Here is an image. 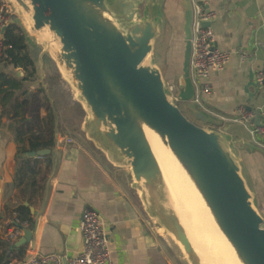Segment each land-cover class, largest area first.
Masks as SVG:
<instances>
[{
  "label": "water",
  "instance_id": "1",
  "mask_svg": "<svg viewBox=\"0 0 264 264\" xmlns=\"http://www.w3.org/2000/svg\"><path fill=\"white\" fill-rule=\"evenodd\" d=\"M13 1L26 14L30 32L43 34L48 47L54 41L58 44L56 61L70 77L89 114L84 124L89 138L113 165L131 169L147 214L170 231L188 260L215 264L199 258L172 210L146 130L172 154L199 195L233 252V264H264V218L227 137L207 129L208 119L196 109L194 117L203 126L189 120L170 100L163 75L153 64L161 24L156 17L157 0ZM180 1L185 49L178 99L188 103L194 96L190 72L192 12L189 0ZM263 86L264 80L258 83L256 76H251L245 90L251 96L250 89L256 93ZM254 124L261 125L259 111ZM244 149L264 155V150L253 144ZM50 154L51 150H41L27 156ZM24 206L36 215L27 202ZM24 235L25 242H30L33 233L25 230Z\"/></svg>",
  "mask_w": 264,
  "mask_h": 264
},
{
  "label": "crops",
  "instance_id": "2",
  "mask_svg": "<svg viewBox=\"0 0 264 264\" xmlns=\"http://www.w3.org/2000/svg\"><path fill=\"white\" fill-rule=\"evenodd\" d=\"M208 10L216 15L210 26L218 47L233 55L223 71L211 75V94L204 96L203 107L196 111L206 116L207 127L227 137L252 183L264 188V155L244 149L253 140L237 121L242 107H251L254 119L257 111L261 122L264 119V86L256 93L250 89L251 96L245 90L251 76L264 72V0H209ZM183 15L180 0H157L156 17L161 24L154 55L159 61V43L168 78L176 76L182 66ZM59 130L49 155L52 165L45 192L29 199L15 186L17 164L22 159L16 134L9 120H0V264H24L31 252L75 255L83 244L80 223L87 208L101 218L114 264H175L164 253L161 235H157L140 195L131 191L134 186L128 189L117 178V168L121 167L113 165L89 137L76 140ZM66 138L72 141L65 144ZM21 207L29 210L32 222L10 244L9 231L20 226V214L26 216ZM25 230L33 233L30 242H25Z\"/></svg>",
  "mask_w": 264,
  "mask_h": 264
},
{
  "label": "built area",
  "instance_id": "3",
  "mask_svg": "<svg viewBox=\"0 0 264 264\" xmlns=\"http://www.w3.org/2000/svg\"><path fill=\"white\" fill-rule=\"evenodd\" d=\"M209 0H189L192 12V37L190 72L194 86L192 103L196 107H203L205 95L211 94L209 84L213 73H219L228 65L233 53L221 50L216 42L215 33L210 23L216 18L214 12L208 10ZM7 9L0 5V59L5 58V32L9 24ZM244 58V55H241ZM257 82L262 83L264 72H258ZM168 95L171 101L178 104V89L170 87ZM241 118L237 121L247 129L254 146L264 150V119L260 126L254 124V115L243 107L239 110ZM262 120V119H261ZM71 138L65 139V144L71 142ZM18 228H12L8 233V241L12 244L28 228V223H20ZM80 230L83 238L81 250L75 255L67 254H42L31 252L24 260V264H114L111 257L109 239L104 231L101 218L92 209H85L82 214ZM9 257L12 253L9 251ZM7 264H13L12 261Z\"/></svg>",
  "mask_w": 264,
  "mask_h": 264
},
{
  "label": "rangeland",
  "instance_id": "4",
  "mask_svg": "<svg viewBox=\"0 0 264 264\" xmlns=\"http://www.w3.org/2000/svg\"><path fill=\"white\" fill-rule=\"evenodd\" d=\"M0 5H4L6 7L9 21L11 23H16L22 29V31H24L29 53L36 64L37 73L34 77H32L28 82L24 84L25 88L30 94H36L39 99H42V102H44L43 98L45 95V90H47L55 112L59 116L61 132L75 138L76 140L85 141V138L89 137V134L87 131L85 132L83 128L85 122L89 118V114L80 102L79 93L72 84L70 77L66 74L65 71H62L56 61L55 52L58 44L54 41L52 43L53 45L48 47V44L45 41H40V34L30 32L29 20L26 14L16 5L13 0H0ZM159 46L160 44L158 43L157 53L159 55V61L158 58H155L154 55L153 64L156 67H158L159 65L163 70L164 75H162L166 87H175V89H178V77L182 75V66L181 70L176 73V76L168 78L165 68L162 65L164 55L162 56V52L160 54V51L163 50V47ZM184 47L185 42H183V46L180 48L182 52V58H180V56L179 60H181L182 64L185 49ZM2 69L3 63L0 61V71ZM4 70H6L10 77L14 78H22V76H19L20 73L23 74V77L27 75V73L22 69H14L12 66ZM177 105L189 120L199 126H203V124H201L194 118L193 114L195 109L199 107H196L192 102H179ZM42 113H46V111L42 109L41 114ZM206 128L209 129V127ZM117 169H119L117 172V178L123 184V186L128 189L131 185L134 186L131 169L129 167ZM241 174L245 179L250 192L253 194L254 204L257 210L264 218L263 186L259 184L254 185L252 183V179L248 174L246 168L242 167ZM131 191H135L140 195L139 191L135 187ZM144 208L146 211V206H144ZM152 221L157 231V235H161V247L163 248L164 253L168 257H170L175 264H193L190 260H188L186 254L176 244V240L170 233V231L165 229L157 219H152Z\"/></svg>",
  "mask_w": 264,
  "mask_h": 264
},
{
  "label": "trees",
  "instance_id": "5",
  "mask_svg": "<svg viewBox=\"0 0 264 264\" xmlns=\"http://www.w3.org/2000/svg\"><path fill=\"white\" fill-rule=\"evenodd\" d=\"M5 45V58L0 59L3 63L0 71V120H9L16 134L18 153L22 159L17 164L15 186L30 199L45 192L52 159L50 156L31 158L27 154L54 149L60 120L47 90L42 102L24 86L36 75L37 69L26 44V35L16 23H10L7 27ZM10 66L22 69L27 75L22 78L10 77L4 70ZM42 109L46 111L44 116L41 115ZM20 211L26 216L20 214L19 222L31 224L29 210L21 207Z\"/></svg>",
  "mask_w": 264,
  "mask_h": 264
},
{
  "label": "bare ground",
  "instance_id": "6",
  "mask_svg": "<svg viewBox=\"0 0 264 264\" xmlns=\"http://www.w3.org/2000/svg\"><path fill=\"white\" fill-rule=\"evenodd\" d=\"M40 35V41H45ZM83 105V103H82ZM146 134L163 173L169 202L184 228L196 254L202 260L210 259L215 264H233V252L214 224L207 208L196 191L191 188L172 154L163 147L159 139L149 130ZM176 244L184 252L183 246Z\"/></svg>",
  "mask_w": 264,
  "mask_h": 264
}]
</instances>
